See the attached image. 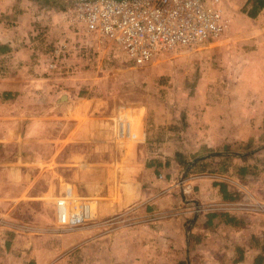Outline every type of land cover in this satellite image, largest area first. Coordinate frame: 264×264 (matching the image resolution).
<instances>
[{
    "label": "rangeland",
    "instance_id": "rangeland-1",
    "mask_svg": "<svg viewBox=\"0 0 264 264\" xmlns=\"http://www.w3.org/2000/svg\"><path fill=\"white\" fill-rule=\"evenodd\" d=\"M218 1L234 23L227 37L173 48L134 67L116 48L86 53L80 44L86 37L68 26L62 7L53 1L1 0L0 26H18L16 15H29L33 22L28 32L14 30L17 37L6 42L10 49L28 50L30 65L19 60L13 73L19 72L26 82H19L21 90L0 102V113L11 115L6 120L13 122V129L0 135V159L10 161L0 162V251L7 243L5 249L12 245L17 252L25 240L30 248L35 246L33 250L63 248L54 255L40 252L39 264L70 257L76 246L69 237L79 229H59L52 210L64 184L94 203L93 222L100 228L89 237L104 232L106 208L138 204L139 189L143 192L147 185L140 180L142 159L153 157L151 153L173 152L177 159L178 150L188 158L200 152L183 145L181 138L187 136L180 134L187 127L186 118L197 117L199 83H208L205 88L209 89L214 88L215 79L257 77L259 82L251 87L258 93L264 90L263 55L254 53L255 44L246 38L253 26L242 13L250 7L248 0ZM87 41L96 46L93 39ZM254 62L258 68L251 66ZM241 87H237L239 94ZM256 100L254 110L264 106ZM238 101L239 113L249 108V100ZM127 107L137 112L141 107L140 131L143 126L150 131L146 130L145 143L141 140L136 145L135 156L125 145L112 141L113 118L119 108ZM158 121L161 124H155ZM259 121L254 119L255 124ZM153 131L172 140L163 151L151 150ZM260 146H264V129L240 150L259 151ZM101 250L98 255L103 257L105 245L97 246V252ZM81 262L78 257L76 264Z\"/></svg>",
    "mask_w": 264,
    "mask_h": 264
},
{
    "label": "crops",
    "instance_id": "crops-1",
    "mask_svg": "<svg viewBox=\"0 0 264 264\" xmlns=\"http://www.w3.org/2000/svg\"><path fill=\"white\" fill-rule=\"evenodd\" d=\"M30 18L16 15L18 26H0V45H3L0 46V70H7L0 71V102L9 99L11 92L21 90L19 82H26L20 79L19 72H13L19 60L23 61L22 65H30L27 57L30 52L10 49L6 42L17 37L14 30L28 32L33 22ZM227 19L229 27L224 38L234 27L229 16ZM246 19L253 25L246 38H251L255 44L254 53L260 52L264 58V42H261V51L257 47L259 41L264 40V7L253 19ZM253 64L251 66L258 68L259 63ZM213 82L214 88L209 89L205 88L208 83H199L197 117H187V127L180 133L187 136L184 140L181 138L183 145L189 144L190 150L200 152L188 158L179 155L178 150L177 159L173 152L157 156L151 153L153 157L149 158L147 155L140 167L141 184L147 185L143 192L139 189L138 204L106 208L105 224H101L105 225V231L89 237L91 231L100 226L91 223L79 228L69 237L76 246L74 252L70 257H59L53 264H76L78 257L81 264H252L256 257H264V146H260L259 151L240 150L243 145L248 147L255 134L264 129V106L254 110L252 103L256 99V102H264V90L258 93L251 87L259 82L257 77ZM240 85L243 92L239 94ZM207 92L214 97L213 101ZM239 98L249 100V108L240 113ZM118 113L133 124L132 140L119 144L125 145L132 156L136 145L141 140L145 143L150 131L144 126L140 131L141 107L138 112L129 107L119 108ZM0 115L4 120L11 116ZM255 118L260 119L256 124ZM7 123L1 125L2 137L13 129V124H9L12 121ZM150 134L153 151H163L172 141L155 131ZM161 138V142L157 141ZM201 157L191 165L194 159ZM0 162L10 161L0 159ZM91 215L96 218L94 209ZM24 241L17 252L12 245L5 249L7 243H4L0 264H39L40 257L36 256L40 252L54 255L63 249L33 250L35 246L30 248L31 243ZM99 245H105L103 257L98 255L103 252H97Z\"/></svg>",
    "mask_w": 264,
    "mask_h": 264
},
{
    "label": "built area",
    "instance_id": "built-area-1",
    "mask_svg": "<svg viewBox=\"0 0 264 264\" xmlns=\"http://www.w3.org/2000/svg\"><path fill=\"white\" fill-rule=\"evenodd\" d=\"M62 7L68 26L86 38V53L116 48L134 67L146 65L158 54L178 47L217 41L229 27L218 0H51ZM93 39L95 47L88 45ZM52 68V66H50ZM133 124L117 113L113 141L133 138ZM59 229H79L95 223L94 203L64 184L52 202Z\"/></svg>",
    "mask_w": 264,
    "mask_h": 264
},
{
    "label": "trees",
    "instance_id": "trees-1",
    "mask_svg": "<svg viewBox=\"0 0 264 264\" xmlns=\"http://www.w3.org/2000/svg\"><path fill=\"white\" fill-rule=\"evenodd\" d=\"M248 3L250 5L249 9H244L242 13L250 19H253L257 13L264 7V2L261 0H248ZM10 125L13 124L9 123ZM1 125H8L7 121H0ZM264 262V257H256L252 264H261Z\"/></svg>",
    "mask_w": 264,
    "mask_h": 264
},
{
    "label": "water",
    "instance_id": "water-1",
    "mask_svg": "<svg viewBox=\"0 0 264 264\" xmlns=\"http://www.w3.org/2000/svg\"><path fill=\"white\" fill-rule=\"evenodd\" d=\"M201 159H202V157H201V158H196V159H194V160L192 161L191 165H194L196 162H198V161L201 160Z\"/></svg>",
    "mask_w": 264,
    "mask_h": 264
},
{
    "label": "bare ground",
    "instance_id": "bare-ground-1",
    "mask_svg": "<svg viewBox=\"0 0 264 264\" xmlns=\"http://www.w3.org/2000/svg\"><path fill=\"white\" fill-rule=\"evenodd\" d=\"M92 216V215H91Z\"/></svg>",
    "mask_w": 264,
    "mask_h": 264
}]
</instances>
